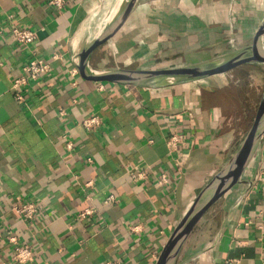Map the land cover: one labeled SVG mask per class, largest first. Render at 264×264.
Masks as SVG:
<instances>
[{
    "label": "crops",
    "instance_id": "obj_1",
    "mask_svg": "<svg viewBox=\"0 0 264 264\" xmlns=\"http://www.w3.org/2000/svg\"><path fill=\"white\" fill-rule=\"evenodd\" d=\"M101 1L65 0L58 8L49 0H0V264H19L9 236L31 246L33 260L25 264H156L194 196L239 143L223 110L226 87L219 82L226 73L163 89L69 74L71 50ZM9 13L11 23L35 31L32 43L11 38ZM257 35L264 39V0H137L123 25L93 50L90 65L183 66L246 46ZM54 51L63 58L22 87L16 101L11 82L22 65L32 53L47 58ZM243 66L264 72V63L231 71L257 75ZM247 87L255 112L264 83ZM88 115L100 119L94 128L81 125ZM169 132L184 134L180 172L167 154ZM143 165L149 178L131 182L128 170ZM161 172L164 186L155 182ZM108 193L115 203L103 202ZM219 200L176 264H264V135L241 181ZM18 201L36 204L31 220L12 210ZM86 208L93 212L77 219Z\"/></svg>",
    "mask_w": 264,
    "mask_h": 264
},
{
    "label": "water",
    "instance_id": "obj_2",
    "mask_svg": "<svg viewBox=\"0 0 264 264\" xmlns=\"http://www.w3.org/2000/svg\"><path fill=\"white\" fill-rule=\"evenodd\" d=\"M136 3L137 0H102L92 13L70 54L71 63L83 78L144 89H163L203 81L243 64L264 63V39L257 35L254 41L246 46L183 66L153 69L92 67L90 56L93 50L123 25ZM263 135L264 87L252 121L243 137L219 170L194 196L165 240L156 264H176L178 254L194 227L217 200L241 181L243 172ZM183 182L184 176L177 185V200L180 198Z\"/></svg>",
    "mask_w": 264,
    "mask_h": 264
},
{
    "label": "built area",
    "instance_id": "obj_3",
    "mask_svg": "<svg viewBox=\"0 0 264 264\" xmlns=\"http://www.w3.org/2000/svg\"><path fill=\"white\" fill-rule=\"evenodd\" d=\"M49 3L55 5L56 7H62L65 0H49ZM11 14L5 16V20L10 23V36L18 44L27 46L32 43L36 38V33L34 30L28 27L16 26L11 23ZM63 55L57 53L56 51L50 53L49 57H40L32 53V56L22 65L20 75L14 77L11 82V89L13 91V97L16 101H21L23 99L21 88L27 85L30 81L38 80L39 78L47 75L51 71V62L53 60L62 59ZM68 72L71 76L75 77L78 74L77 69L74 66L69 67ZM73 84L76 82L73 81ZM100 119L97 115H88L84 117L81 121V125L86 129L94 128ZM184 142V134L169 132L166 139L165 145L167 149V154L172 158L174 169L180 172L184 163L185 155L179 149V145ZM66 147L70 148V142L66 143ZM89 162L90 158L87 159ZM129 179L131 182H139L141 180H147L149 178L147 172V166H136L128 170ZM155 182L158 186H164L168 183L167 174L161 172L156 175ZM104 203L112 204L116 202V197L113 193H108L104 200ZM12 210L20 217L22 221L31 220L37 210V206L31 201H18L12 206ZM93 212L92 208H86L80 210L76 218L82 219L85 216L90 215ZM8 239L13 243V254L12 259L14 262L19 264H25L33 260V251L30 245L18 243L15 236H9ZM102 264H124L119 260L107 259L103 261Z\"/></svg>",
    "mask_w": 264,
    "mask_h": 264
},
{
    "label": "rangeland",
    "instance_id": "obj_4",
    "mask_svg": "<svg viewBox=\"0 0 264 264\" xmlns=\"http://www.w3.org/2000/svg\"><path fill=\"white\" fill-rule=\"evenodd\" d=\"M244 68H248L249 71H256L257 75L254 73L248 74L246 76L242 77H237L239 76V71L240 69L234 70V71H229L224 74V80L223 82H219V85H222L223 87H226L225 89L222 90L224 95L226 94V101L223 102V110L226 111L227 115L231 118L233 124L236 126V143H238L241 138L243 137L244 133L246 132L247 128L249 127L253 115H254V107H250V101L249 97L247 96V83L254 82V80H257L259 84L264 83V72H258V68L256 67H248V66H243ZM239 70V71H238ZM239 78L240 80H238ZM210 81V80H206ZM240 81V82H239ZM204 83V82H202ZM238 83V84H237ZM220 200H217L213 204V208L211 207L207 212H206V217L207 215H210L213 211V209H216L217 206L219 205ZM220 214L218 213V216ZM221 216V215H220ZM197 225L194 227V229L191 231L190 235L188 236L187 240L185 241L184 245H187L189 243V238L194 237V235L198 232Z\"/></svg>",
    "mask_w": 264,
    "mask_h": 264
}]
</instances>
